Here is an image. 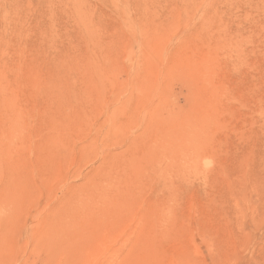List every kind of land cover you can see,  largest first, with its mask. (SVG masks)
Here are the masks:
<instances>
[{
	"label": "rangeland",
	"instance_id": "obj_1",
	"mask_svg": "<svg viewBox=\"0 0 264 264\" xmlns=\"http://www.w3.org/2000/svg\"><path fill=\"white\" fill-rule=\"evenodd\" d=\"M0 264H264V0H0Z\"/></svg>",
	"mask_w": 264,
	"mask_h": 264
}]
</instances>
